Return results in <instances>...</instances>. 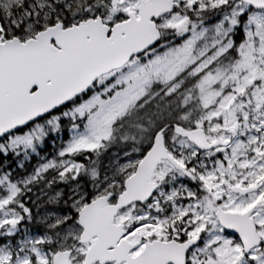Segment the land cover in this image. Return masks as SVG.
<instances>
[{
	"label": "snow or ice",
	"instance_id": "1",
	"mask_svg": "<svg viewBox=\"0 0 264 264\" xmlns=\"http://www.w3.org/2000/svg\"><path fill=\"white\" fill-rule=\"evenodd\" d=\"M0 264H264V0H0Z\"/></svg>",
	"mask_w": 264,
	"mask_h": 264
}]
</instances>
